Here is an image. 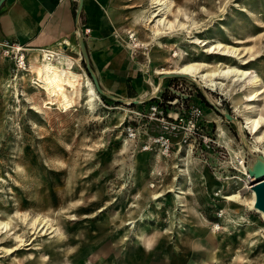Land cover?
Instances as JSON below:
<instances>
[{
    "label": "rangeland",
    "instance_id": "rangeland-1",
    "mask_svg": "<svg viewBox=\"0 0 264 264\" xmlns=\"http://www.w3.org/2000/svg\"><path fill=\"white\" fill-rule=\"evenodd\" d=\"M124 2V37L131 31L148 43L133 49L145 75L157 79L156 71L188 62L223 63L255 73L260 85L224 82L219 91L187 77L164 78L162 91L197 102L205 94L237 119L199 102L210 146L173 145L164 156L149 145L158 132L154 122L130 114L134 120L122 125L126 110L142 104L96 93L90 110V78L80 57L67 53V62L58 64L40 53L27 74L16 76L0 45V264H264V221L249 210L246 189L247 169L257 148L264 150V127L257 147L242 127L252 117L248 111L264 116V94L250 101L256 89L264 90V0H177L174 13L179 8L196 22L194 36L248 53L242 67L194 48L186 30L159 40L158 49L149 36L152 0ZM137 14L144 20L133 28ZM127 121L140 131L134 141L127 138ZM233 195L239 199L226 201Z\"/></svg>",
    "mask_w": 264,
    "mask_h": 264
},
{
    "label": "crops",
    "instance_id": "crops-1",
    "mask_svg": "<svg viewBox=\"0 0 264 264\" xmlns=\"http://www.w3.org/2000/svg\"><path fill=\"white\" fill-rule=\"evenodd\" d=\"M124 3L83 0L77 22V0H5L0 7V45L9 42L23 47L31 66L42 50L55 54L53 61L58 64L67 62V53L78 60L79 24L90 29L84 42L101 87L122 99H146L156 93L155 87L163 90V80L159 75L157 79L145 75L143 66L136 61L129 41V35L135 34L128 32L127 39L123 35L125 19L129 20ZM143 18L141 14L133 16L130 25L138 28ZM137 41L142 48L148 44Z\"/></svg>",
    "mask_w": 264,
    "mask_h": 264
},
{
    "label": "bare ground",
    "instance_id": "bare-ground-1",
    "mask_svg": "<svg viewBox=\"0 0 264 264\" xmlns=\"http://www.w3.org/2000/svg\"><path fill=\"white\" fill-rule=\"evenodd\" d=\"M152 5H153V9L155 8V10L150 15L149 24L151 25L149 27V33H150L149 36L151 39L150 40L151 43H154L158 47V49H160L161 47L159 40L169 35H173V34L178 35L184 30H186V34L190 38V43L194 45V48L196 47L203 48V52L210 56H219L225 59L235 60L238 62V65H240L241 67L248 64V61L244 60L245 58L244 56L248 53H242L241 49L235 46L229 45V44L222 43L220 41L202 40V39H199L197 36H194L193 33L191 32V28L193 29L196 26V22L193 21L192 19H189V17L186 16L179 8L177 9L178 15H175L173 11L175 6L177 5V0H165V1L164 0L163 1L162 0H152ZM242 12L246 13L247 11L243 9ZM181 16L183 17L184 20L186 21L189 20L191 22V24L188 27L180 20ZM222 29L226 32L224 27H222ZM129 38L130 40L132 39L134 41L132 42L133 44L132 49H135L138 46H141L140 43H137V39H135L133 35L130 34ZM237 43L242 44L244 42L237 41ZM21 50H23V48L20 45H15L13 46V48L9 47V50H5L4 55L9 56V54L19 53V51ZM40 53L43 55L46 61H48L49 63H52L51 61H53L54 55L51 52L42 50ZM30 68H31L30 63L27 64L25 62L19 65V68L17 70L18 73L16 74V76H18L19 74H27ZM164 73H177V74L185 75L191 80L196 81L202 87L205 86L206 88L210 90L216 86L220 88L219 91H221V89L226 86L224 82H232L234 84L233 86H235L236 84L245 83V87H247L248 89L257 88L260 85V79L255 73L247 71L245 69H241L237 66H229L223 63H218L215 66H210V65H207L206 63L188 62L174 69L171 72H167L164 70H161V71L159 70L155 72V74H164ZM86 80L87 81L85 84V90H86L87 104L90 106V110H92L94 101L98 99V96L96 94L97 92L95 91L91 80L89 81L87 77H86ZM156 89L157 88L155 87L154 91ZM262 94H264L263 89H259V90L256 89V91H254V93L251 95L250 101L257 100V98L261 96ZM126 111H127V116L125 117V120L123 121V123L127 120V118L130 117L131 113L136 112L135 109H128ZM248 114L252 115V117H246V118L244 117L245 118L243 120L244 125H242V127L243 129L246 130V132H248L249 135L252 136V138L256 139V141L255 140L251 141V144L254 147H257L256 142L261 141V138H259V134L264 127V116L257 115L256 110H252V111L250 110L248 111ZM137 134L140 135L139 130L137 131ZM220 137L221 138L224 137L223 132H220ZM127 138L131 141H134V138L132 137L130 138L127 137ZM191 148H192V145H189V148L187 150L189 149L191 150ZM257 150L259 152L258 155L264 158V150L262 151L259 148H257ZM246 189L249 190L251 197H252L251 203L248 206L249 210L260 215V217L264 221L263 213L259 211L256 207L255 193L252 190L251 184L249 185V187H246ZM225 199L226 201L234 202L239 199V196L233 195V196L226 197ZM6 226L7 225L3 224V228H6ZM44 226H42V229L44 228Z\"/></svg>",
    "mask_w": 264,
    "mask_h": 264
},
{
    "label": "built area",
    "instance_id": "built-area-1",
    "mask_svg": "<svg viewBox=\"0 0 264 264\" xmlns=\"http://www.w3.org/2000/svg\"><path fill=\"white\" fill-rule=\"evenodd\" d=\"M81 31L83 37L90 33V29L87 27H81ZM2 46L6 48L5 50H9V47L13 48L15 45L5 42ZM9 56L14 61L16 70H18L19 65L25 62L27 64L29 63L24 48L19 51V53L9 54ZM169 89L172 92H175L174 89ZM162 92V90H159L154 98L158 101H162ZM176 95L177 96L174 100L163 105L156 101L142 103V108L138 107L135 109L136 112L131 113L138 116L140 119L145 118L156 124L154 129L158 132L155 135L148 137L149 145L159 147L164 156L169 154L173 145L193 146V144H196L197 146L201 145V149H203L208 148L211 141L206 134L208 121L205 119L203 106L199 102L189 99L191 98L190 94L181 95L176 93ZM173 106H176V108L173 109ZM210 110L214 113L217 112V110L211 105ZM129 119L134 120L131 116ZM125 126L129 137L135 138L138 136L134 131L132 122L127 121ZM174 139L177 140L174 141Z\"/></svg>",
    "mask_w": 264,
    "mask_h": 264
},
{
    "label": "water",
    "instance_id": "water-1",
    "mask_svg": "<svg viewBox=\"0 0 264 264\" xmlns=\"http://www.w3.org/2000/svg\"><path fill=\"white\" fill-rule=\"evenodd\" d=\"M4 1L5 0H0V7ZM77 1H78V6L76 9L75 15H76V21L78 22L79 15L81 13L82 5H83V0H77ZM77 44L79 47V54H80L81 62L84 63L85 73L89 76L94 86V89L99 96H104L107 99L112 100L117 103H123L127 105H137V104L147 103L148 101L153 99L155 94L159 91V87H158L156 89V93L152 94L151 96L143 100L141 99L140 100L139 99H122L120 97L113 95L112 93L105 91L101 87L98 77L91 67L88 53H87L86 46H85V42H84V37L81 31V26L79 24L77 25ZM159 77L161 80H163L164 78H168V77H186V76L182 74H177V73H164V74H160ZM203 96H205V94ZM208 103L211 106H213L218 112H220L224 116L225 119L230 120V121L237 120L231 114L227 112H221L212 102L208 101ZM247 173H248L249 178L251 179L252 190L255 193L256 207L264 215V158L260 155H257L254 159L253 164L247 169Z\"/></svg>",
    "mask_w": 264,
    "mask_h": 264
},
{
    "label": "trees",
    "instance_id": "trees-1",
    "mask_svg": "<svg viewBox=\"0 0 264 264\" xmlns=\"http://www.w3.org/2000/svg\"><path fill=\"white\" fill-rule=\"evenodd\" d=\"M82 65L84 66V63L82 62ZM176 94L175 93H170V92H168V91H163L162 93H161V98H162V101H158V100H156L155 98H153V99H151L150 101H156L157 103H159V104H165V103H168V102H170V101H172V100H174L175 98H176ZM101 97V99L102 100H109V99H107L106 97H104V96H100ZM200 103H204V104H209L208 103V101L205 99V97L203 96V95H200ZM149 102V101H148ZM132 106V105H131Z\"/></svg>",
    "mask_w": 264,
    "mask_h": 264
}]
</instances>
